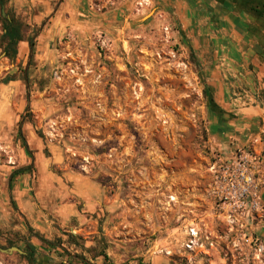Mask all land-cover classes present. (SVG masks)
Listing matches in <instances>:
<instances>
[{"label": "rangeland", "instance_id": "rangeland-1", "mask_svg": "<svg viewBox=\"0 0 264 264\" xmlns=\"http://www.w3.org/2000/svg\"><path fill=\"white\" fill-rule=\"evenodd\" d=\"M6 13L14 14L9 5ZM137 17L112 32L49 41L33 56L28 47L13 61L0 47V102L17 90L0 108V247L29 250V232L11 230L15 194L8 185L14 169L33 163L24 185L34 188L46 175L45 217L56 228L66 208L84 206L80 179L92 181L96 210L89 216L106 234L103 247L123 264H264V132L235 148L214 140L208 65L175 25L149 11ZM242 56L224 72L231 99L244 108L264 88L248 67L251 56ZM8 75L18 81L3 82ZM249 152L258 155L259 206L232 213L218 191ZM23 255L0 249V264H31Z\"/></svg>", "mask_w": 264, "mask_h": 264}, {"label": "crops", "instance_id": "crops-1", "mask_svg": "<svg viewBox=\"0 0 264 264\" xmlns=\"http://www.w3.org/2000/svg\"><path fill=\"white\" fill-rule=\"evenodd\" d=\"M138 1L141 0H7L1 7L3 17L11 16L6 13V6L9 5L16 20H19L20 15L26 21L27 25L24 27L22 23L21 26L23 39L18 43V56H24L26 49H30L31 33L37 28L39 32L33 38L35 47L39 49L46 48L49 41L58 42L70 34L83 36L95 31L112 32L117 24L125 25L130 19H136L139 12H153L155 19L163 17L159 19L175 25L185 37L188 47L196 54L200 53V62L208 65L204 69L207 78L205 86L207 85L216 104L224 111L219 113L211 108L210 127L213 139L224 146L231 142L233 145L230 148H235L244 144L255 131L264 132V89L258 99L256 96L250 97L251 100L255 99L256 104L241 108L237 102L239 98L231 99L232 90L226 81L227 73L224 72L230 68L231 61L236 63V60L244 59L246 56L242 54L246 51L251 56L248 67H252L255 82L260 88H264V47L247 34L248 13L243 9L242 0H148L150 4L144 7H140ZM229 74L232 73L229 71ZM12 81L17 82L18 79ZM16 92L17 90L9 97H14ZM26 173L17 174L11 188L9 178V189L15 194L14 200L12 199L15 213H11V230L22 234L29 232L26 240L37 248V264H89L87 261L96 264H123L112 257L109 248L103 247L101 238L102 234H106H101L98 219L89 216L88 212L96 210V203L92 198L95 187H92L90 179H80L82 184L79 186V193L84 206L74 211L72 207L66 208L65 219L60 223V228H56L45 217L46 175L39 174V183L36 186L34 184L33 188L28 184L24 185ZM86 181L91 183L90 189L83 184ZM31 189L38 191L37 199L33 196L29 198ZM261 199L264 201V190L261 192ZM0 209L3 207L0 206ZM19 218L22 221L13 225ZM71 219L73 223L69 225ZM30 228L49 240L58 238V241H62L56 244L52 240L53 245L45 243ZM70 233L75 235L74 239H70ZM261 234L264 236V231ZM102 250L109 255L107 261L100 254ZM23 251L25 254L26 251ZM134 263L138 264L135 261L130 264Z\"/></svg>", "mask_w": 264, "mask_h": 264}, {"label": "trees", "instance_id": "trees-1", "mask_svg": "<svg viewBox=\"0 0 264 264\" xmlns=\"http://www.w3.org/2000/svg\"><path fill=\"white\" fill-rule=\"evenodd\" d=\"M6 2L7 0H0V6L5 5ZM242 6L244 11L248 13V17H247L248 36L254 38L260 45L264 47V0H242ZM2 20H3L4 32L2 33L1 36L0 47L5 52L7 57L14 60L18 54V48H17L18 43L20 40L23 39L22 30H21L22 22L20 20H16L15 16L13 15L2 17ZM29 43H30V49L32 51L31 54L33 55L35 52V45H36V42L33 37L30 38ZM12 79L13 78H5L3 82L7 83ZM204 91L208 96L212 110L219 113H223L224 112L223 109L216 104L214 97L209 93V88L207 87V85L205 86ZM23 140H24V146L33 157V153L29 148V145L24 137ZM32 167H33V163L15 169L10 177V188L12 187V181L15 175L20 173L31 172ZM30 231L38 238H40L43 242L48 243L50 245L54 244L52 240H49L46 237L42 236L40 233L35 232L33 228H30ZM73 237H75V235L70 233V239H74ZM59 241L61 243L62 240L60 239ZM11 246H13V244ZM27 247L29 248V250H25L26 253L23 256L26 257L31 264H37V257H36L37 248L33 243L29 241L27 242ZM100 254L105 257L106 261L109 259V255L106 253L105 250H102ZM87 263L96 264V263H90L88 261ZM103 264H107V263L104 262Z\"/></svg>", "mask_w": 264, "mask_h": 264}, {"label": "built area", "instance_id": "built-area-1", "mask_svg": "<svg viewBox=\"0 0 264 264\" xmlns=\"http://www.w3.org/2000/svg\"><path fill=\"white\" fill-rule=\"evenodd\" d=\"M148 0L138 1L140 7L149 5ZM226 60V59H225ZM223 61L224 63L226 61ZM248 95V94H247ZM258 155L254 152L241 154L238 160V167L231 178H227V186L223 190L218 191L219 197L225 201L228 210L234 212H242V209L259 206L258 202V184L256 183V175L258 173V165L255 161ZM231 218V215H230ZM263 250V249H261Z\"/></svg>", "mask_w": 264, "mask_h": 264}, {"label": "flooded vegetation", "instance_id": "flooded-vegetation-1", "mask_svg": "<svg viewBox=\"0 0 264 264\" xmlns=\"http://www.w3.org/2000/svg\"><path fill=\"white\" fill-rule=\"evenodd\" d=\"M4 32V31H3ZM17 48H18V46H17ZM4 52V51H3ZM18 53H19V50H18ZM4 55L6 56V54H5V52H4ZM17 56H18V54H17ZM31 56H33L32 54H31ZM7 57V56H6ZM7 58H9V57H7ZM17 58V57H16ZM15 58V59H16ZM10 59V58H9ZM14 59V60H15ZM10 60H12V59H10ZM13 61V60H12ZM9 76V77H8ZM7 77H5V78H13L11 75H8ZM11 76V77H10ZM15 78H13L12 80H14ZM12 80H10V81H12ZM14 82V81H13ZM26 83H28V82H26ZM29 101V94L27 93V102ZM26 107L28 108L29 107V104L27 103V105H26ZM24 121H25V115H23L22 117H21V119H20V121H19V132H20V130H21V132L20 133H22V125H23V123H24Z\"/></svg>", "mask_w": 264, "mask_h": 264}, {"label": "bare ground", "instance_id": "bare-ground-1", "mask_svg": "<svg viewBox=\"0 0 264 264\" xmlns=\"http://www.w3.org/2000/svg\"><path fill=\"white\" fill-rule=\"evenodd\" d=\"M8 93H5L3 96V100L0 102V108L4 107V105L8 102Z\"/></svg>", "mask_w": 264, "mask_h": 264}, {"label": "water", "instance_id": "water-1", "mask_svg": "<svg viewBox=\"0 0 264 264\" xmlns=\"http://www.w3.org/2000/svg\"><path fill=\"white\" fill-rule=\"evenodd\" d=\"M263 136H264V135H263ZM14 248L17 249L18 251L24 253V251H23L20 247H18V246H12V247L9 248V249H5V248L0 247V249L3 250V251H9V250H12V249H14Z\"/></svg>", "mask_w": 264, "mask_h": 264}]
</instances>
